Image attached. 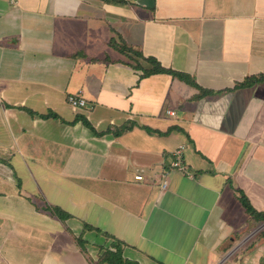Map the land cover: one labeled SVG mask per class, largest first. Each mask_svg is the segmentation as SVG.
Listing matches in <instances>:
<instances>
[{"label":"crops","instance_id":"0c3cea01","mask_svg":"<svg viewBox=\"0 0 264 264\" xmlns=\"http://www.w3.org/2000/svg\"><path fill=\"white\" fill-rule=\"evenodd\" d=\"M124 1L0 0V264H264V0Z\"/></svg>","mask_w":264,"mask_h":264},{"label":"trees","instance_id":"16d2710c","mask_svg":"<svg viewBox=\"0 0 264 264\" xmlns=\"http://www.w3.org/2000/svg\"><path fill=\"white\" fill-rule=\"evenodd\" d=\"M110 1H113V2H125L124 0H110ZM131 48L126 46V50H130ZM132 51V49H131ZM136 53V58L139 59V58H143V59H146L147 62L150 64L151 68H144V75H148V74H151V73H156V72H167V73H170L178 78H180L181 80L189 83V84H192L198 88H200L203 93L205 94L206 91L204 88H201L194 80L193 78L186 74V73H183V72H180V71H176V70H173V69H168V68H165L161 65V63L159 61H157L156 58H153V57H148V58H145L143 56V54H141L140 52H135ZM264 78V75H261V76H254L252 78H249L248 80H245L244 82L242 83H238L236 85L235 88H239V87H245V86H248V85H253L255 82H257L258 80L260 79H263ZM242 203L243 205L246 207V209L252 213V214H256V215H259L260 217H264L263 214H260V213H257V211L254 209L253 206L250 205V203L248 202L247 200V197L245 195L242 196ZM55 212L62 218H66L68 217L69 215L59 209V208H55L54 209ZM87 227H89L88 225H86ZM111 246H115L116 247V250H112L110 249ZM103 250V253H102V258H101V262L102 263H108V264H138L134 261H130L128 259H125L123 257V249H122V242L119 241V240H111L110 241V245H108L107 247H104Z\"/></svg>","mask_w":264,"mask_h":264},{"label":"built area","instance_id":"2783aa9c","mask_svg":"<svg viewBox=\"0 0 264 264\" xmlns=\"http://www.w3.org/2000/svg\"><path fill=\"white\" fill-rule=\"evenodd\" d=\"M11 2H15V0H11ZM68 102L75 108L85 107L87 104L86 99L78 94L68 95ZM173 171L180 172L189 178L195 177V174L190 170L188 164L186 163L185 151L182 146L176 148L173 151V159L171 160L168 169L161 174V188L163 190H166L168 188L169 175Z\"/></svg>","mask_w":264,"mask_h":264},{"label":"water","instance_id":"95a60500","mask_svg":"<svg viewBox=\"0 0 264 264\" xmlns=\"http://www.w3.org/2000/svg\"><path fill=\"white\" fill-rule=\"evenodd\" d=\"M140 1H141V3H143L145 5L151 6L153 4L154 0H140Z\"/></svg>","mask_w":264,"mask_h":264},{"label":"rangeland","instance_id":"374dc122","mask_svg":"<svg viewBox=\"0 0 264 264\" xmlns=\"http://www.w3.org/2000/svg\"><path fill=\"white\" fill-rule=\"evenodd\" d=\"M81 226V228H82V225H80ZM84 227V226H83ZM87 227V226H86Z\"/></svg>","mask_w":264,"mask_h":264}]
</instances>
